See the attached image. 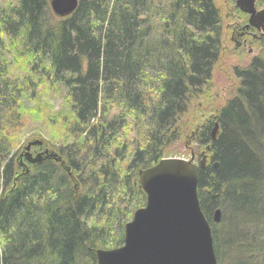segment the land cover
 Masks as SVG:
<instances>
[{
	"label": "trees",
	"instance_id": "trees-1",
	"mask_svg": "<svg viewBox=\"0 0 264 264\" xmlns=\"http://www.w3.org/2000/svg\"><path fill=\"white\" fill-rule=\"evenodd\" d=\"M222 36L214 0H77L65 17L48 0L0 7V264H96L95 249L122 244L128 201L144 204L138 172L186 127L206 155L197 196L217 264H264V58L233 67V94L214 104ZM41 121L60 129L62 164L15 157Z\"/></svg>",
	"mask_w": 264,
	"mask_h": 264
},
{
	"label": "water",
	"instance_id": "water-1",
	"mask_svg": "<svg viewBox=\"0 0 264 264\" xmlns=\"http://www.w3.org/2000/svg\"><path fill=\"white\" fill-rule=\"evenodd\" d=\"M254 1L235 0V5L249 16L247 26L264 33V13L255 10ZM48 5L54 16L65 17L75 10L77 0H49ZM216 128L215 124L212 137ZM41 144L37 139L24 146L27 163L43 159L63 163L54 151L32 156L31 147ZM204 165V157L198 163L192 158L170 157L140 170L138 183L145 195L144 206L125 223L120 246L95 249L96 264H217L211 228L197 196L198 171ZM219 220L220 210L216 209L213 223Z\"/></svg>",
	"mask_w": 264,
	"mask_h": 264
},
{
	"label": "rangeland",
	"instance_id": "rangeland-1",
	"mask_svg": "<svg viewBox=\"0 0 264 264\" xmlns=\"http://www.w3.org/2000/svg\"><path fill=\"white\" fill-rule=\"evenodd\" d=\"M7 1L8 0H0V7ZM214 2L221 11L223 25L221 53L216 65L213 68L211 78L212 97L210 100L211 102L213 101L214 104H218L226 101L233 94L234 88L236 86V79L232 73L233 67H245L249 64L250 60L256 56L264 58V33L260 31L259 33H256L254 37L250 36L245 44H241V40H238L236 32L233 28L234 26H238L246 20L244 16L239 13L240 10L236 7L235 0H214ZM42 99L45 103L49 104V106L53 107L54 110H58L62 105L60 95L54 94L53 92H48L46 90L42 91ZM202 103L199 102V105H203V107H205V102L203 104ZM204 116L205 115H203L201 119L202 122L205 121L204 119L206 117ZM129 125L131 128H133L134 124L129 122ZM35 126L29 125L28 128L25 129V132L19 141L18 149L15 152V157H17L19 154L23 156L24 146L27 144V142L37 139L41 140L44 144L43 149L47 148L51 151H55L54 147L57 144V140H54L52 137H50V139H53V141H51L49 139V134L57 135L58 131L60 132L59 127H56L58 129L51 128L43 121H41V123H36ZM188 128L189 127L183 128L184 135L180 136L177 143L171 146L169 156L189 159L190 156L195 154L194 158H196L199 153H201L202 157H204L206 160L204 149H197L196 144L191 139V137L186 136ZM51 129H55L56 131L50 133ZM129 135L131 138L134 135L133 131H129ZM39 152L40 149L37 147L31 149L33 156ZM23 158L25 159V157ZM199 160L200 158L197 157V159H195V163H197ZM24 161L26 162V160ZM141 203L142 202L137 198L130 199L126 205L127 211L134 212L136 208L140 207L139 204ZM134 206L137 207L134 209ZM130 217L127 218L128 221L130 220ZM115 222L116 219H114V222H109L112 226L114 224V230L112 232L113 238L118 236L119 230L118 225H116Z\"/></svg>",
	"mask_w": 264,
	"mask_h": 264
},
{
	"label": "flooded vegetation",
	"instance_id": "flooded-vegetation-1",
	"mask_svg": "<svg viewBox=\"0 0 264 264\" xmlns=\"http://www.w3.org/2000/svg\"><path fill=\"white\" fill-rule=\"evenodd\" d=\"M260 6V7H259ZM254 7L257 12L264 13V0H255L254 1ZM242 14L245 18V22L241 23L238 26H234V31L236 32L238 40H241V44H245L248 38L254 37L256 33H259L260 30L252 27V26H247L248 22V15L242 11L239 12ZM260 14V17L262 16Z\"/></svg>",
	"mask_w": 264,
	"mask_h": 264
},
{
	"label": "bare ground",
	"instance_id": "bare-ground-1",
	"mask_svg": "<svg viewBox=\"0 0 264 264\" xmlns=\"http://www.w3.org/2000/svg\"><path fill=\"white\" fill-rule=\"evenodd\" d=\"M166 158H168V157H166Z\"/></svg>",
	"mask_w": 264,
	"mask_h": 264
}]
</instances>
